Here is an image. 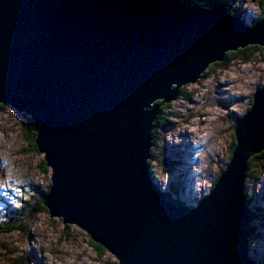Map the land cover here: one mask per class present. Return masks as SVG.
<instances>
[{"label": "water", "instance_id": "obj_1", "mask_svg": "<svg viewBox=\"0 0 264 264\" xmlns=\"http://www.w3.org/2000/svg\"><path fill=\"white\" fill-rule=\"evenodd\" d=\"M224 5L0 0V104L33 121L51 170L42 204L118 264H251L243 182L264 149V85L195 206L168 199L148 162L162 104L228 51L264 53V13L249 26Z\"/></svg>", "mask_w": 264, "mask_h": 264}, {"label": "rangeland", "instance_id": "obj_2", "mask_svg": "<svg viewBox=\"0 0 264 264\" xmlns=\"http://www.w3.org/2000/svg\"><path fill=\"white\" fill-rule=\"evenodd\" d=\"M215 1V6L224 3ZM263 7L264 0L231 4L233 15L246 25L260 16ZM228 60L210 63L197 81L184 84L179 96L160 108V119H166L167 126H157L152 139L150 174L169 198L189 206L206 197L226 169L236 121L250 109L254 93L264 85L260 50L253 48ZM0 105L1 228L18 208L29 205L34 211L32 207L43 196L36 191H48L51 170L44 168V155L33 150L26 138L29 116ZM258 174L259 179L255 178ZM248 180L245 188L254 214L248 251L251 264H264V170ZM26 225V232L0 231V264H118L109 251L99 253L84 230L63 225L48 210L29 215Z\"/></svg>", "mask_w": 264, "mask_h": 264}, {"label": "trees", "instance_id": "obj_3", "mask_svg": "<svg viewBox=\"0 0 264 264\" xmlns=\"http://www.w3.org/2000/svg\"><path fill=\"white\" fill-rule=\"evenodd\" d=\"M165 4L168 5H186V6H201V7H208V8H213V6H215L217 4V1L215 0H159ZM227 5L225 6L226 10L228 11L229 14L233 15L232 9H231V4L234 3L236 0H223ZM222 2V0L220 1ZM264 13V7H263V12L260 14V16L256 19H254L249 26H254L258 23L259 19L262 17ZM253 48H257L258 50L261 51L262 55L264 56V53L262 51V47L260 45H247L245 47L242 48H238L235 51H228L225 54V58L220 62L221 64H226L231 60H228V58L230 59V57H234L236 58L237 56H244L248 50L253 49ZM203 75V74H202ZM182 91V88L180 90V93ZM1 106V105H0ZM165 106V105H164ZM159 118V119H158ZM155 126L153 129V133L152 136L154 138L155 133H156V129L157 126L164 128L165 126H167V120H161L160 119V113L157 114V117L154 121ZM32 126H33V121L30 117H28V132L29 134L26 135V138L28 139L31 147L33 150H36V144H35V132L32 130ZM154 142V140H153ZM235 146V138L234 141L232 143V150ZM232 153V151H231ZM231 156V155H230ZM43 166L45 169H47L48 167L46 166L45 162L43 161ZM264 170V149H262L261 151H259L258 153L254 154L247 163V167H246V171H245V177H244V182H243V187H244V193L246 195L247 201H246V206L248 209V224H247V235L248 237L253 233L254 228L250 225V222L252 221V219L254 218V214L252 213V211L249 209V203H250V197L249 194L245 188L246 183L249 181L248 179H252L255 175V173H260L261 171ZM260 174L256 175L255 178L259 179ZM38 194L43 195L44 193L42 191H36ZM167 198L170 199L172 202L174 203H184L186 204L183 200H178V199H174L172 200L171 198L168 197ZM29 205L26 206H22L20 208H18L17 210H15V212H12V214L10 215V217L8 218L9 221H7L6 223L3 224V226H1L0 231L1 232H11V231H20V232H26L27 231V225H26V219H28L29 215H31V217L33 216V214L35 212L38 211H42V210H47L41 201V198L38 200V202L36 203V206L32 207V209H34V211L29 210ZM68 227V225H66ZM89 241L90 243L98 250L99 253L102 254V252L105 251V249L98 243H95L94 241H92L89 237ZM17 263V262H15Z\"/></svg>", "mask_w": 264, "mask_h": 264}, {"label": "bare ground", "instance_id": "obj_4", "mask_svg": "<svg viewBox=\"0 0 264 264\" xmlns=\"http://www.w3.org/2000/svg\"><path fill=\"white\" fill-rule=\"evenodd\" d=\"M175 100V99H174ZM168 103V102H167Z\"/></svg>", "mask_w": 264, "mask_h": 264}]
</instances>
